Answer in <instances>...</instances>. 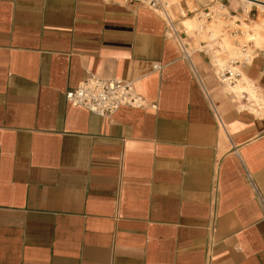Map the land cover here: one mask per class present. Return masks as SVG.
I'll return each mask as SVG.
<instances>
[{"label": "crops", "instance_id": "obj_1", "mask_svg": "<svg viewBox=\"0 0 264 264\" xmlns=\"http://www.w3.org/2000/svg\"><path fill=\"white\" fill-rule=\"evenodd\" d=\"M179 1L0 0V264H264V17L234 98ZM88 73L148 104L66 102Z\"/></svg>", "mask_w": 264, "mask_h": 264}, {"label": "bare ground", "instance_id": "obj_2", "mask_svg": "<svg viewBox=\"0 0 264 264\" xmlns=\"http://www.w3.org/2000/svg\"><path fill=\"white\" fill-rule=\"evenodd\" d=\"M173 1L174 0H162L163 3L162 9H154V10L162 14L163 16L168 17L167 12ZM235 1L242 7L243 14L241 15V18L244 17L245 20L247 18V12L249 11V8L252 4H257L259 9H264V0H253V1H258L259 3L251 2L249 0H235ZM207 20H210L211 22H216L220 20V17L218 14L210 15L208 13H202V12L195 13L193 15L191 14V16L185 17L181 20L180 30H182L183 32H191L192 28H195V30L199 31L200 33H205V32L211 33L215 40L217 39L222 40L225 43L223 44L221 42H212L211 44H215L216 46L213 47L204 46V48L206 49L207 52L210 53V56L213 57V67L215 72H220L223 71L224 69H229L231 71H238L240 76L235 80L234 83L230 82L229 79L224 75L221 77L225 89L234 98H237L239 95L243 93L244 90L249 92V89L247 88L249 83L246 82L247 75L244 74V71L241 69V65L243 62H246L245 64L250 63L253 58V52H254L253 46H257L260 39L258 30L259 28H261V24H260L261 22L256 23V21L252 20L250 24H248L250 30V34H249V30L246 27L238 26L237 23L234 24L235 22L232 21L231 23L228 24H231L233 26L232 29L236 33H234L233 30L231 33H228L225 29H223L222 34L218 35L215 31H213L214 29L213 24ZM236 41H239L237 45H236L237 43ZM242 43L247 44V46H249L246 50V53L241 51V48L238 47V46H242L241 45ZM234 61L239 63L234 64L233 63ZM242 87H244L245 89H242Z\"/></svg>", "mask_w": 264, "mask_h": 264}, {"label": "built area", "instance_id": "obj_3", "mask_svg": "<svg viewBox=\"0 0 264 264\" xmlns=\"http://www.w3.org/2000/svg\"><path fill=\"white\" fill-rule=\"evenodd\" d=\"M128 2H137L146 5L153 9H162V0H126ZM176 33V31H175ZM177 34V33H176ZM175 34L176 38L178 37ZM179 42V41H178ZM182 51L187 55L186 45L180 43ZM241 51L246 53L249 46L242 43ZM206 54L207 51L203 50ZM210 58V55L207 54ZM211 61V59H210ZM234 64L239 63L234 61ZM243 62L241 68L245 65ZM212 66L213 63L211 62ZM153 68L158 69V64H153ZM217 79L223 84L221 77L224 75L230 82L234 83L240 76L238 71L224 69L220 72H215ZM66 102L73 106H82L89 112L98 114L103 117H108L114 110L120 106H131L142 108L148 104L143 96L136 91L132 81L117 79V78H102L95 74L88 73L84 78L72 89H69L64 94ZM151 108H155V103H149Z\"/></svg>", "mask_w": 264, "mask_h": 264}, {"label": "rangeland", "instance_id": "obj_4", "mask_svg": "<svg viewBox=\"0 0 264 264\" xmlns=\"http://www.w3.org/2000/svg\"><path fill=\"white\" fill-rule=\"evenodd\" d=\"M249 1L259 3L258 1H253V0H249ZM178 7L183 9L184 13L187 15H191V14L193 15V14L199 13V12L208 13L210 15L218 14L220 19L225 21V23H223V25H227V22L230 20L229 18H232V20L237 19L238 22H236V23L243 25V26H246L247 24H250L249 20H256L258 15L264 17V9H259L257 4H252L249 8V11L247 12V18L245 17L246 20L244 19V17L241 18V15L243 14V10H242V7L235 0H180L178 3ZM238 17H239V19H238ZM227 19H229V20H227ZM207 21H209L210 23H214V22H211L210 20H207ZM173 24H174V22H173ZM225 30H227L228 33H231L233 30L232 25L228 24V26H225ZM233 32H234V30H233ZM234 33H236V32H234ZM261 34L264 37V29L261 31ZM200 40L201 41H199V42H195L192 37L186 38V41L191 42L192 46H195L197 48H201L203 50L205 49L203 46H206L207 44L210 47L216 46L215 44L210 45L205 38L200 37ZM236 42H237L236 43V45H237L239 43V41H236ZM262 44H264V39L262 41ZM206 48H208V47H206ZM207 54L210 55L209 52H207ZM210 59H211V62L213 63V57L212 56H210ZM241 69L244 71V67H242ZM242 89H245V88L242 87Z\"/></svg>", "mask_w": 264, "mask_h": 264}]
</instances>
